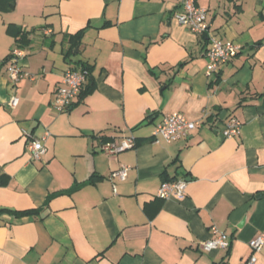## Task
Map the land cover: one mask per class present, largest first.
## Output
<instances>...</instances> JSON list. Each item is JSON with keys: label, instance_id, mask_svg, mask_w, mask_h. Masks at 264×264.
<instances>
[{"label": "crops", "instance_id": "0c3cea01", "mask_svg": "<svg viewBox=\"0 0 264 264\" xmlns=\"http://www.w3.org/2000/svg\"><path fill=\"white\" fill-rule=\"evenodd\" d=\"M197 3L215 37L241 46L210 76L209 41L177 22L180 0H15L0 12V264L249 257V240L264 232V0ZM9 25L28 32L20 60L28 75L14 86L6 74L16 47ZM81 63L92 90L57 112L61 75ZM171 112L196 128L155 142V126ZM231 116L240 132L226 137ZM45 133V153L31 160L28 141ZM129 133L134 147L101 151L105 140ZM120 164L130 166L126 179L110 180ZM181 178L183 199L157 196L162 181ZM211 227L229 235L226 250L199 248ZM254 264H264V244Z\"/></svg>", "mask_w": 264, "mask_h": 264}, {"label": "built area", "instance_id": "2783aa9c", "mask_svg": "<svg viewBox=\"0 0 264 264\" xmlns=\"http://www.w3.org/2000/svg\"><path fill=\"white\" fill-rule=\"evenodd\" d=\"M207 9L197 3V0H180V9L175 12L174 17L177 22L195 34L205 35L209 41V46L205 49L203 55L206 60L205 74L210 76L218 72L219 67L230 61L240 50L241 46L230 40H221L215 37L209 30L206 20ZM25 55L22 48L15 47L11 50L6 67V74L9 86H14L21 78L27 76L20 63L21 58ZM88 70L82 67L67 68L63 71L59 85L55 90L53 107L57 112L67 110L75 98L79 95L81 89L87 82ZM18 102L15 94H10L8 105L14 107ZM197 122L187 119L178 112L165 114L161 121L155 126L152 137L155 142L163 140L165 142L177 141L188 137L191 131L196 128ZM241 122L235 117H229L224 122L222 129L223 136L229 137L237 135L240 132ZM44 136L40 138H31L27 143V150L31 160H40L45 153L43 141ZM136 145L135 136L131 133L121 137H114L106 140L101 144V151L107 156H114L117 153L130 149ZM130 166L120 164L117 169L111 171L108 178L110 180H124L127 177ZM186 181L181 178L172 181H162L157 196L161 199L174 198L183 199L185 196ZM113 192L116 187L113 186ZM212 237L199 242V248L203 251L212 249H224L229 246V235L219 231L216 227L210 228ZM251 254L239 264H254L256 253L264 244V232H261L249 240Z\"/></svg>", "mask_w": 264, "mask_h": 264}, {"label": "trees", "instance_id": "16d2710c", "mask_svg": "<svg viewBox=\"0 0 264 264\" xmlns=\"http://www.w3.org/2000/svg\"><path fill=\"white\" fill-rule=\"evenodd\" d=\"M15 6V0H0V12L11 10ZM8 32L11 33L15 38L16 47L21 48L24 46L28 41V32L19 30L18 28L14 27L13 25L8 26ZM81 37V33L74 34L70 37L73 42H78ZM8 58V56H7ZM88 70V66L82 64L79 66ZM89 73V70H88ZM92 90V87L89 84H85L84 87L81 89L79 93V97L83 98L86 94H88ZM112 139V138H110ZM108 139V140H110ZM106 141V140H105ZM164 181H168L167 179ZM148 206V205H147ZM35 210H25L20 212V214H32Z\"/></svg>", "mask_w": 264, "mask_h": 264}, {"label": "water", "instance_id": "95a60500", "mask_svg": "<svg viewBox=\"0 0 264 264\" xmlns=\"http://www.w3.org/2000/svg\"><path fill=\"white\" fill-rule=\"evenodd\" d=\"M224 113H225V112L222 111L221 114H220V116L223 117ZM263 195H264V194H259L258 197H262Z\"/></svg>", "mask_w": 264, "mask_h": 264}]
</instances>
